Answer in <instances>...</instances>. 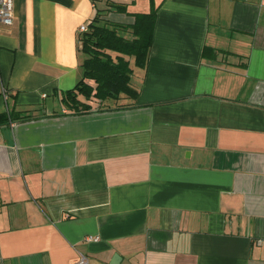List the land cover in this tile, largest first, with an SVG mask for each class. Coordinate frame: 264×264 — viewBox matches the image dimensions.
Listing matches in <instances>:
<instances>
[{
  "label": "crops",
  "instance_id": "0c3cea01",
  "mask_svg": "<svg viewBox=\"0 0 264 264\" xmlns=\"http://www.w3.org/2000/svg\"><path fill=\"white\" fill-rule=\"evenodd\" d=\"M107 1L156 7L139 95L120 109L80 95L92 110L76 113L62 96L83 76L78 28ZM81 251L91 264H264V0H13L0 264Z\"/></svg>",
  "mask_w": 264,
  "mask_h": 264
},
{
  "label": "trees",
  "instance_id": "16d2710c",
  "mask_svg": "<svg viewBox=\"0 0 264 264\" xmlns=\"http://www.w3.org/2000/svg\"><path fill=\"white\" fill-rule=\"evenodd\" d=\"M97 9L88 29L79 34L83 76L73 88L64 91L62 100L76 113L92 110L80 98L94 97L103 109H120L136 104L139 88L134 86V68H144L153 42L156 7L146 12H129L126 4L107 1ZM110 11L131 14L133 21L116 22L105 18ZM88 80H93L94 84Z\"/></svg>",
  "mask_w": 264,
  "mask_h": 264
},
{
  "label": "built area",
  "instance_id": "2783aa9c",
  "mask_svg": "<svg viewBox=\"0 0 264 264\" xmlns=\"http://www.w3.org/2000/svg\"><path fill=\"white\" fill-rule=\"evenodd\" d=\"M0 22L4 24H12L13 0H0ZM88 23L89 22H83L82 24L79 25L78 30L80 33L88 29ZM3 92L5 93L4 90ZM73 264H91V263L88 255L81 251L78 253L77 260Z\"/></svg>",
  "mask_w": 264,
  "mask_h": 264
}]
</instances>
